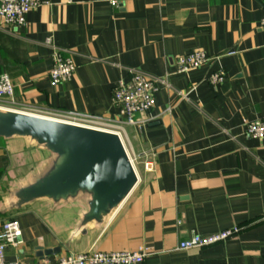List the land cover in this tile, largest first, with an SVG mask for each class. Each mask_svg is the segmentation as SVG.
I'll use <instances>...</instances> for the list:
<instances>
[{
	"label": "crops",
	"instance_id": "crops-1",
	"mask_svg": "<svg viewBox=\"0 0 264 264\" xmlns=\"http://www.w3.org/2000/svg\"><path fill=\"white\" fill-rule=\"evenodd\" d=\"M25 27L0 20V76L13 84L12 111H69L124 122L113 90L132 70L166 76L155 106L124 125L137 183L99 221L83 223L85 194L17 204L19 189L54 156L25 137L0 138V223L15 219L23 244L8 262L55 264L70 252L147 250L140 264H264V139L245 123L264 119V7L257 0H39ZM115 1V5L112 2ZM49 40L50 44H46ZM75 71L53 86L54 49ZM203 51L209 61L179 74L175 60ZM224 73L211 86L206 78ZM153 163L150 172L144 162ZM233 227L232 239L177 249L193 235Z\"/></svg>",
	"mask_w": 264,
	"mask_h": 264
},
{
	"label": "built area",
	"instance_id": "built-area-1",
	"mask_svg": "<svg viewBox=\"0 0 264 264\" xmlns=\"http://www.w3.org/2000/svg\"><path fill=\"white\" fill-rule=\"evenodd\" d=\"M69 1V0H65ZM264 7V0H257ZM115 1L112 5H115ZM40 6L39 0H0V20L8 25L18 28L26 26L27 14ZM264 26V18L261 21ZM46 44H50L47 40ZM209 61L208 56L203 51H193L180 55L175 60L176 72L179 74L198 69ZM75 71V65L71 56H63L61 50L54 49L53 65L49 71V79L53 86L67 82ZM224 80V73L216 71L206 78V82L211 86H217ZM159 86H167L166 76L162 78H150L137 70H132L128 82L120 81L113 90L112 104L117 109L118 115L124 122L119 120L106 119L101 116H93L69 111H50L44 109H29L18 111L33 116L55 119L68 124L81 127L112 132L120 136L124 147L128 153L130 163L136 170L137 157L129 146L124 125L136 126L139 129L146 121L136 120L138 114H143L155 106V95L159 91ZM13 84L6 74L0 76V109L10 110L4 106L5 102L12 101ZM245 134L248 137L262 140L264 139V119L254 120L245 123ZM151 160L144 162L145 171L152 170ZM240 231V228L233 227L223 230L210 236L193 235L178 244L179 250H190L195 248L209 247L232 239ZM23 244L22 232L19 223L15 219H10L0 223V264H20L18 262H8L5 259V251L9 248L18 249ZM147 255V250L139 249L136 252H96L89 250L83 253L70 252L55 264H140Z\"/></svg>",
	"mask_w": 264,
	"mask_h": 264
},
{
	"label": "water",
	"instance_id": "water-1",
	"mask_svg": "<svg viewBox=\"0 0 264 264\" xmlns=\"http://www.w3.org/2000/svg\"><path fill=\"white\" fill-rule=\"evenodd\" d=\"M25 137L44 147L51 167L16 193L17 204L47 198L55 202L85 194L84 222L99 221L116 209L137 183L119 138L107 131L0 109V138Z\"/></svg>",
	"mask_w": 264,
	"mask_h": 264
},
{
	"label": "bare ground",
	"instance_id": "bare-ground-1",
	"mask_svg": "<svg viewBox=\"0 0 264 264\" xmlns=\"http://www.w3.org/2000/svg\"><path fill=\"white\" fill-rule=\"evenodd\" d=\"M41 118H43V117H41ZM46 119H48V118H46ZM49 120H53V121H57V122H61V123H66V122H62V121H58V120H55V119H49ZM66 124H68V123H66ZM112 133V132H111ZM113 134H115V133H113ZM118 138H119V140L121 141V143H122V146H123V148H124V150H125V153H126V155H127V157H128V153H127V151H126V149H125V147H124V144H123V142H122V140H121V138H120V136L119 135H117V134H115ZM129 158V157H128ZM130 161V160H129ZM134 169V168H133ZM135 170V169H134ZM135 172H136V170H135Z\"/></svg>",
	"mask_w": 264,
	"mask_h": 264
}]
</instances>
